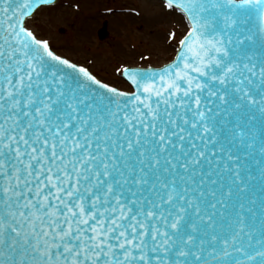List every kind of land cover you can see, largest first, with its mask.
<instances>
[{
	"label": "snow or ice",
	"instance_id": "obj_1",
	"mask_svg": "<svg viewBox=\"0 0 264 264\" xmlns=\"http://www.w3.org/2000/svg\"><path fill=\"white\" fill-rule=\"evenodd\" d=\"M0 0V264H264V0H159L174 58L130 91Z\"/></svg>",
	"mask_w": 264,
	"mask_h": 264
},
{
	"label": "rangeland",
	"instance_id": "obj_2",
	"mask_svg": "<svg viewBox=\"0 0 264 264\" xmlns=\"http://www.w3.org/2000/svg\"><path fill=\"white\" fill-rule=\"evenodd\" d=\"M178 17L161 10L159 0H60L29 23L57 55L129 91L123 67H159L174 58L176 41L169 33L182 36ZM105 24L109 36L100 41Z\"/></svg>",
	"mask_w": 264,
	"mask_h": 264
},
{
	"label": "water",
	"instance_id": "obj_3",
	"mask_svg": "<svg viewBox=\"0 0 264 264\" xmlns=\"http://www.w3.org/2000/svg\"><path fill=\"white\" fill-rule=\"evenodd\" d=\"M59 1H60V0H55V3H54L53 5H51V6H48L47 8H50V7H53V6L57 5V4L59 3ZM39 13H40V10L37 9V10L34 12V14H33L32 17L27 18L28 21L30 22L32 19L35 20L36 15L39 14ZM98 36H99L100 41H104V40H106V39L108 38L109 33H108V31H107V25H106V24H105V25L103 26V28L99 31ZM78 66H79V65H78ZM163 66H164V65H163ZM161 67H162V66H161ZM159 68H160V67H158V68H156V67H150V69H155V70H159ZM131 69H142V68H131ZM91 73H92V72H91ZM97 79H98V78H97ZM122 79H123L126 83H128V81H127L126 79H124L123 77H122ZM98 80H99V79H98ZM101 82H102V81H101ZM128 84H129V83H128ZM129 85H130V84H129ZM130 87H131V86H130ZM257 195H258V196H264V193L261 192V190L259 189V186L257 187Z\"/></svg>",
	"mask_w": 264,
	"mask_h": 264
}]
</instances>
